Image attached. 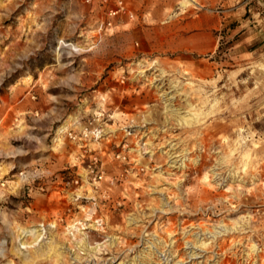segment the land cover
<instances>
[{
	"label": "rangeland",
	"instance_id": "rangeland-1",
	"mask_svg": "<svg viewBox=\"0 0 264 264\" xmlns=\"http://www.w3.org/2000/svg\"><path fill=\"white\" fill-rule=\"evenodd\" d=\"M127 1L0 0V264H264V0Z\"/></svg>",
	"mask_w": 264,
	"mask_h": 264
},
{
	"label": "built area",
	"instance_id": "built-area-1",
	"mask_svg": "<svg viewBox=\"0 0 264 264\" xmlns=\"http://www.w3.org/2000/svg\"><path fill=\"white\" fill-rule=\"evenodd\" d=\"M107 9L108 21L107 25L111 27L113 23L122 17H134L133 12L129 8L127 0H99Z\"/></svg>",
	"mask_w": 264,
	"mask_h": 264
},
{
	"label": "bare ground",
	"instance_id": "bare-ground-1",
	"mask_svg": "<svg viewBox=\"0 0 264 264\" xmlns=\"http://www.w3.org/2000/svg\"><path fill=\"white\" fill-rule=\"evenodd\" d=\"M193 2V0H186L185 2H181L182 4H183V6H186L187 4H190V3H192ZM193 4V3H192ZM144 71V70H143ZM141 73V72H140ZM193 120V119H192ZM192 122V121H191ZM190 122V123H191ZM185 123H188V125H189V122L188 121H186L185 120ZM64 128V127H63ZM63 128H60V130H59V133H62L63 132ZM173 156V155H172ZM171 156V157H172ZM186 158V157H185ZM84 225V224H83ZM95 227V224L94 225H92L91 227ZM40 227H42L41 225H40ZM75 228V227H74ZM82 230H85V229H82ZM79 231H81V230H79ZM37 233V237L35 236V239H34V243L35 242H37L38 240H39V238H40V236H42V233L44 232V230L43 229H37V230H34V231H27V230H24V233L27 235V234H30V233ZM22 244H25V243H22ZM85 242H84V244H83V246H85ZM197 244V243H196ZM154 247H156V246H154V245H151L150 247H148V248H151L150 249V251H148L149 252V257H151V258H153V256H155L154 254H155V252H154ZM255 248V247H254ZM111 251V250H110ZM61 254H59L58 256H60ZM192 255V254H191ZM194 256H195V254H193ZM197 256V255H196ZM38 257V256H37ZM39 257H42V255H40ZM192 257V256H191ZM36 259V258H35ZM117 259V257L116 256H114L113 255V258H111V259H109V261L110 262H112L113 260H116ZM146 259V258H145ZM152 260V259H151ZM106 261V260H105ZM24 262H25V264H33L34 263V259L33 260H28V259H25L24 260ZM114 262V261H113ZM146 262V261H145ZM147 262H149V261H147ZM181 263H183V261L181 262ZM104 264V263H103Z\"/></svg>",
	"mask_w": 264,
	"mask_h": 264
}]
</instances>
